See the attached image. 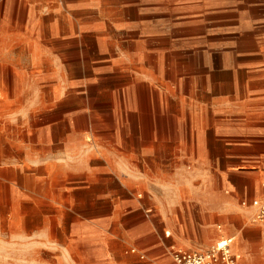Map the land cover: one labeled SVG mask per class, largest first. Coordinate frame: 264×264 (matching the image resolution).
Instances as JSON below:
<instances>
[{
    "label": "crops",
    "instance_id": "crops-1",
    "mask_svg": "<svg viewBox=\"0 0 264 264\" xmlns=\"http://www.w3.org/2000/svg\"><path fill=\"white\" fill-rule=\"evenodd\" d=\"M135 59L138 68L147 65L144 77L151 71L161 76L156 79L161 92H149L153 83L130 66ZM86 68L118 69L141 86L143 93L121 98L123 109L155 115L146 132L182 134L173 159L194 160L198 180L214 175L236 188L232 175L264 179V0H0V81L19 86L11 92L24 93L28 84L49 86L48 111L57 119L59 85L88 84ZM172 69H177L173 79ZM172 99L178 101L174 123ZM90 110L80 103L72 116L85 120ZM145 147L172 145L156 139ZM262 183L254 184V196L245 185L243 199L264 197ZM128 201L120 231L128 248L114 259L98 254L96 264H171L174 240L142 220L134 199Z\"/></svg>",
    "mask_w": 264,
    "mask_h": 264
},
{
    "label": "rangeland",
    "instance_id": "rangeland-1",
    "mask_svg": "<svg viewBox=\"0 0 264 264\" xmlns=\"http://www.w3.org/2000/svg\"><path fill=\"white\" fill-rule=\"evenodd\" d=\"M135 61L130 66L144 77L147 65L141 69ZM104 70L86 68L88 84L59 85L57 119L48 111L49 86L28 84L15 95L10 87L19 86L0 81V264H96L98 254L117 258L128 248L120 231L129 199L142 220L174 240L172 250L206 249L223 233L235 237L242 264H264L261 227L251 222L252 209L240 204L244 186L254 196V184L264 179L232 175L236 188L214 175L198 180L194 160L173 159L182 134L146 132L155 115L123 109L121 98L143 88L118 69ZM176 73L171 70V79ZM160 77L151 71L143 78L153 83L150 93L161 92ZM171 92L178 90L171 85ZM80 103L91 109L85 120L72 116ZM168 103L174 123L178 101ZM156 139L172 148L147 150Z\"/></svg>",
    "mask_w": 264,
    "mask_h": 264
},
{
    "label": "built area",
    "instance_id": "built-area-1",
    "mask_svg": "<svg viewBox=\"0 0 264 264\" xmlns=\"http://www.w3.org/2000/svg\"><path fill=\"white\" fill-rule=\"evenodd\" d=\"M264 187V183H262ZM242 206L252 207L250 220L261 227L264 238V197L252 199H242ZM221 229V226H218ZM234 237L226 236L219 239L214 245L206 249H178L171 251V264H242V254L233 248ZM131 253H136L135 248H130ZM140 258L143 255L140 254Z\"/></svg>",
    "mask_w": 264,
    "mask_h": 264
}]
</instances>
